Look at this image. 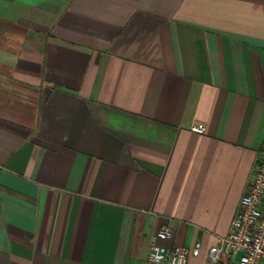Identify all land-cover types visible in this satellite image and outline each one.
Wrapping results in <instances>:
<instances>
[{
    "label": "crops",
    "instance_id": "1",
    "mask_svg": "<svg viewBox=\"0 0 264 264\" xmlns=\"http://www.w3.org/2000/svg\"><path fill=\"white\" fill-rule=\"evenodd\" d=\"M263 152L264 0H0V264H212Z\"/></svg>",
    "mask_w": 264,
    "mask_h": 264
},
{
    "label": "built area",
    "instance_id": "2",
    "mask_svg": "<svg viewBox=\"0 0 264 264\" xmlns=\"http://www.w3.org/2000/svg\"><path fill=\"white\" fill-rule=\"evenodd\" d=\"M193 129L204 132L206 127L198 124ZM172 233L169 223L161 225L157 231L162 239L170 238ZM201 250V242L172 247L154 243L147 260L159 264H188L190 257L198 256ZM207 255L212 264H264V152L258 157L228 233L218 236Z\"/></svg>",
    "mask_w": 264,
    "mask_h": 264
}]
</instances>
